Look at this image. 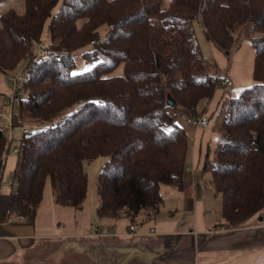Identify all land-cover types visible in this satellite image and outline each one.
Returning a JSON list of instances; mask_svg holds the SVG:
<instances>
[{"label": "trees", "instance_id": "16d2710c", "mask_svg": "<svg viewBox=\"0 0 264 264\" xmlns=\"http://www.w3.org/2000/svg\"><path fill=\"white\" fill-rule=\"evenodd\" d=\"M23 1L22 13H0V73L24 67L19 115L24 124H46L16 138L13 223L34 224L47 181L56 204L82 209L84 164L100 156L98 217L158 219L163 186L184 189L188 144L175 118L199 117V101L224 77L202 54L195 21L228 54L241 33L254 48V82L222 102L215 155L206 156L202 172L212 176L226 226L264 211V0ZM45 31L49 51L42 57L36 47ZM88 45L82 55L94 65L74 73L75 53ZM119 64L123 74L112 75ZM13 140L0 123V175Z\"/></svg>", "mask_w": 264, "mask_h": 264}, {"label": "crops", "instance_id": "0c3cea01", "mask_svg": "<svg viewBox=\"0 0 264 264\" xmlns=\"http://www.w3.org/2000/svg\"><path fill=\"white\" fill-rule=\"evenodd\" d=\"M194 28L196 38H202L204 43L202 54L205 51L216 62L221 76L230 77L233 84L219 86L211 98L199 101L197 112L208 117L207 127H194L191 121L175 118L184 128L188 144L184 189L163 187L164 203L158 219L131 223L127 218L101 219L97 215L98 219L91 221L82 215L83 208L56 204L47 181L34 224L13 223L15 219L8 215V200L13 190L16 155L9 154L0 175V264H64L62 258L68 250L82 251L85 258L84 245L90 243L91 237L95 238V252L99 246L111 244L125 250L119 261L105 258L96 263L91 259L93 264H129L131 260V264H264V211L238 226H226L221 216L222 199L210 189L212 176L202 172L206 156L212 160L215 155L219 136L213 126L222 102L254 82L255 51L249 40L244 42L231 66L223 52L205 38L200 22ZM9 93L5 76L0 73V94ZM20 135L15 134L16 146ZM132 225L135 230L131 232Z\"/></svg>", "mask_w": 264, "mask_h": 264}, {"label": "rangeland", "instance_id": "374dc122", "mask_svg": "<svg viewBox=\"0 0 264 264\" xmlns=\"http://www.w3.org/2000/svg\"><path fill=\"white\" fill-rule=\"evenodd\" d=\"M165 1L168 2V0H165ZM9 8H14L18 12L22 13L24 11V1L23 0H2V1H0V13L9 9ZM195 23H197V21H195ZM195 23H194V27H195ZM105 30H106L105 27H103L99 30L101 35H104ZM241 34H243V35L245 34V35L241 39L238 48L241 47L244 42H247L249 40L248 34H246V33H241ZM43 41L47 42L46 31L44 33ZM197 41L199 42L198 44H200L199 47H201L200 50L202 51L204 49V43L202 41V38H198ZM91 48H92V46L88 45L84 49H79L75 53L74 73L84 72L86 70H89L94 65V62L89 61V60L88 61L85 60V58L82 55L84 50L91 49ZM238 48L231 50V52L229 54L227 52L219 49V48H217V49L220 50L221 52H223V55L227 59V62L232 66V64L234 62V55H235L236 51L238 50ZM203 54L206 57V59H208L210 61L211 58L208 56V54L205 51H203ZM21 69H23V66L21 67ZM122 74H123V64H119L118 67H116L113 70L112 75H122ZM22 93H24V91ZM23 96H24V94H23ZM2 99H3V97H1V100ZM1 100H0V102H1ZM0 110H1V106H0ZM16 133L21 134L22 132L19 129H16L14 136ZM11 146H13V147H11V150H13V148H14V146H16V144H13V142H12ZM15 155H16V153H15ZM105 160H106V158L100 156V157H98V158H96L90 162L87 161L84 164V167H85V170H86L87 176H88V184H87V198H86L84 205H83L82 215H84V217L88 216L91 219V221L98 219L97 213H96V209L98 208V205H99L98 175H99L100 170L102 169V165L104 164ZM163 187H165V186H163ZM103 228H104V226H103ZM93 232H94V226L91 229V233H93ZM101 237H105V236L101 235ZM93 239H95V238L91 237L90 243L88 245L87 244L84 245V248H85V250H84L85 256L84 257L85 258H83V252L82 251L75 252L73 250H68L62 258V261H65L64 264H75V263H77V264H89V262H91V259H93V261L96 263H97L98 259L109 258L111 261H119L120 259H123L124 255H125V250H124L123 246L121 247L123 249L122 250L119 245H114V244H111L110 246L101 245V246H99V249L96 250V252H95L96 245L92 244ZM47 256H49V254ZM132 262L133 261L131 260L129 262V264H131ZM91 264H93V263L91 262Z\"/></svg>", "mask_w": 264, "mask_h": 264}, {"label": "built area", "instance_id": "2783aa9c", "mask_svg": "<svg viewBox=\"0 0 264 264\" xmlns=\"http://www.w3.org/2000/svg\"><path fill=\"white\" fill-rule=\"evenodd\" d=\"M37 54L46 57L48 53L47 42L43 41L36 47ZM25 79V71L23 69H19L18 71L11 73L5 77V82L10 90V93L3 96L1 100V110H0V123L4 130L8 133L9 139H14V133L16 129H19L21 132L31 131L35 127H43L46 122H41L38 125H27L23 123V120L20 117V100L22 99V94L18 91L22 81ZM233 81L230 77H223L221 80V86H231ZM5 109V110H4ZM5 112V113H4ZM191 124L194 127H202L205 128L209 125V119L207 116H199L194 118L191 121ZM18 152V147H14L13 150L10 148L9 154H15ZM8 154V155H9ZM7 155V156H8ZM222 230H225V227H221ZM135 227L132 225L129 228V231H134ZM153 230H151V233Z\"/></svg>", "mask_w": 264, "mask_h": 264}, {"label": "water", "instance_id": "95a60500", "mask_svg": "<svg viewBox=\"0 0 264 264\" xmlns=\"http://www.w3.org/2000/svg\"><path fill=\"white\" fill-rule=\"evenodd\" d=\"M168 104L173 107L175 105V101L169 97Z\"/></svg>", "mask_w": 264, "mask_h": 264}]
</instances>
